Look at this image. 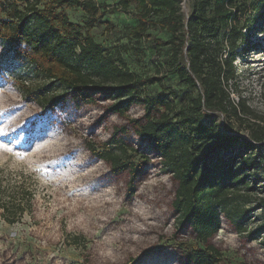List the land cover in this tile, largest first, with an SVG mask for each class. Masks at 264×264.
Instances as JSON below:
<instances>
[{"label":"trees","instance_id":"trees-1","mask_svg":"<svg viewBox=\"0 0 264 264\" xmlns=\"http://www.w3.org/2000/svg\"><path fill=\"white\" fill-rule=\"evenodd\" d=\"M190 1L186 20L179 0H118L117 7L127 12L135 6L138 23L129 29V36L151 41L155 57L170 47V72L188 89L178 102L163 93L145 96L140 86L159 83L161 78L132 73L120 53L106 51L62 11L81 8L95 21L103 14L92 0H47L42 7L41 0H0V78L6 80L4 73L14 63L25 69L8 75L13 76L11 85L19 100L34 106L39 119L70 104L78 110L107 102L100 119L116 116L124 124L113 127L104 142L86 143L87 151L110 175L125 177L130 200L146 165L159 163L169 176L167 214L173 218L174 238L182 241L190 236L203 247L180 252L177 264H216L221 254L217 237L224 220L239 232L252 204L249 173L259 165L264 178V155L255 159L248 154L256 143L264 142V127L258 124L262 118L244 99L235 102L230 97L237 50L246 36L243 31L251 29L257 17L249 15L241 23L237 0ZM259 2L264 6V0ZM253 12L258 14V9ZM160 14L164 16L151 19ZM149 28L166 31L171 38H158L147 32ZM133 105L142 108V115H127ZM210 112L228 122H246L254 142L224 131L214 116L204 121ZM35 121L26 123L21 132L35 129ZM9 196L10 201L0 203L1 217L14 223L24 207L15 203L12 193ZM130 228L127 225L125 230ZM80 238L74 237L71 244L79 245ZM157 249V243L148 245L122 261L113 254L105 264H136Z\"/></svg>","mask_w":264,"mask_h":264},{"label":"rangeland","instance_id":"rangeland-1","mask_svg":"<svg viewBox=\"0 0 264 264\" xmlns=\"http://www.w3.org/2000/svg\"><path fill=\"white\" fill-rule=\"evenodd\" d=\"M92 1L103 14L95 21L81 8L62 11L83 32H90L106 51L120 53L132 73L161 78L159 83L140 86L145 96L163 93L178 102L188 89L170 72V47H164L157 58L151 41L129 36V29L138 23L134 5L123 12L117 9L118 0ZM179 1L186 20L191 1ZM237 1L241 4V23L249 15L257 20L251 29L243 31L246 36L237 50L230 97L235 102L244 99L262 118L258 124L264 127V6L259 0ZM46 2L41 0L39 7ZM147 32L163 40L171 38L166 31L149 28ZM9 71L19 75L25 69L14 63ZM8 72L4 73L6 80L0 78V203L10 201L12 193L15 203L24 210L18 220L8 223L1 217L0 207V264H84L86 260L89 264H105L113 254L116 261H122L156 243V253L136 264H177L175 257L180 252L183 255L203 248L190 236L182 241L174 238L173 218L167 214L169 176L159 163L146 165L138 179V191L130 200L126 197L125 177L110 175L107 167L87 151L86 143L100 144L109 139L113 127L124 124L116 116L107 121L100 119L107 102L78 110L70 104L39 119L34 106L19 100ZM209 114L204 121L214 116L224 131H235L242 139L254 142L246 122L239 125L221 114ZM127 115L139 117L142 108L133 105ZM34 120L35 129L21 132ZM263 147L264 142L256 143L248 154L261 159ZM249 175L254 189L249 196L252 204L247 207L249 212L242 218L239 232L224 220L217 237L221 254L216 264H264L261 167L258 165ZM127 225L131 228L126 231ZM76 236L81 237L77 246L71 244Z\"/></svg>","mask_w":264,"mask_h":264}]
</instances>
